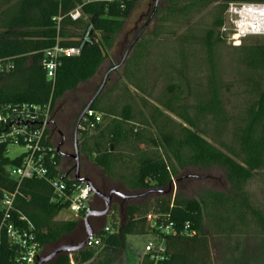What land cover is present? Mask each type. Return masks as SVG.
Masks as SVG:
<instances>
[{
	"label": "trees",
	"instance_id": "1",
	"mask_svg": "<svg viewBox=\"0 0 264 264\" xmlns=\"http://www.w3.org/2000/svg\"><path fill=\"white\" fill-rule=\"evenodd\" d=\"M163 1L154 36L160 40L162 34L187 28L173 53L178 66L171 63L165 67L167 82L155 96L157 81H152L147 66L149 44L139 39L124 65L127 83L118 87L110 103L105 100L108 90L100 93L91 109L103 115L102 122L92 129H79L82 135L78 136L80 155L98 165L109 183L121 185L122 193L156 194L142 204L125 202V221H114L113 232H97L100 245L86 246L72 258L63 252L48 264L88 262L104 245L120 250L126 236L133 233L152 234L151 240L157 242L165 240L167 257L159 264H212L208 235L264 236V211L255 205L246 188L256 173L264 170V42L235 47L248 71L250 98L240 111L231 113L225 95L229 86L215 46L216 41H226L220 27L228 3L237 0L218 3L212 26L204 28V33L196 32L190 23L220 0ZM138 2L131 0L124 8L88 3L82 7L84 17L72 20L69 12L79 0H0V104L50 105L53 117L58 100L66 92L76 90L98 73L107 50L114 46ZM58 37L62 45L78 46L81 53L62 58L52 83L43 67L44 50L55 45ZM187 95L192 97L190 105L185 102ZM61 111L52 118L49 133L64 135L68 108L64 106ZM74 131L75 125L73 135ZM7 149L8 144H0V206L4 191L17 190L15 213L35 224L41 254L70 244L66 239L80 221L56 219L68 203L54 201L53 189L45 180L19 182L12 177L8 168L19 164L21 156L10 158ZM57 157L61 164L64 156ZM190 166L225 170L230 187L225 191L207 188L197 197L181 191L172 195L168 189ZM74 171L75 165L67 172L61 168L69 185L74 182ZM52 173L60 170L53 167ZM98 201L103 200L95 196L93 210ZM117 208L114 205L112 211ZM170 221L175 232L165 235L160 225ZM13 255L4 239L0 264H13ZM141 264H148L147 256Z\"/></svg>",
	"mask_w": 264,
	"mask_h": 264
},
{
	"label": "rangeland",
	"instance_id": "2",
	"mask_svg": "<svg viewBox=\"0 0 264 264\" xmlns=\"http://www.w3.org/2000/svg\"><path fill=\"white\" fill-rule=\"evenodd\" d=\"M220 1L221 2L210 5L200 14L196 15L190 23V26L196 28V32L204 33V28L212 26L213 19L217 12V4L224 2V0ZM154 2L155 0H139L131 15L125 19L124 27L117 36L114 46L107 50L106 60L98 73L91 80L82 83L76 90L66 92L65 95L58 100L54 109L55 113L53 117L51 114V120H53L52 118L56 119L60 116V114H62L61 109L65 106L68 108L66 115L71 114L67 118L70 123H72L70 130L63 131L65 136L64 145L63 139L59 133H51L54 145L58 147V145L62 143L61 150L67 154L64 155V171L67 172L71 170V167L75 165V159L71 155L74 154V123L72 121L74 113L72 114V112H76L80 105L85 102L88 103L91 100L95 91L102 83L108 69L121 60L128 45L135 37L138 30L149 18L154 7ZM163 4L164 1L160 0L159 8L160 6H163ZM159 17L160 15L157 16L156 12L154 18L140 37L144 44H149L147 66L149 68L152 81H157L155 83V96H158L161 88L167 82V78L164 74L166 69L165 67H168L171 63L178 66V61L173 53L177 52V44L180 34L185 32L187 29L186 27H183L176 34H162L161 39L158 40L157 37L154 36V32L160 26ZM216 42L217 45L215 46V50L217 56L221 59L223 71L222 75L226 81L227 87L229 86V91L225 94L228 109L231 113H236L246 105L247 100L250 98L248 71L239 60L237 55L238 49L235 48L236 46L231 45L227 41ZM263 42L264 37L252 36L245 40L243 44H257ZM132 52L133 50L130 55ZM171 57L173 59H170ZM125 63L120 68L111 72L106 86L103 89L104 91L108 90L109 93L105 98L107 103H110V101L116 98L118 87L127 83V80L123 75ZM185 102L187 105L192 104V97L187 95ZM49 128L51 130L53 126L50 125ZM81 135L82 134H80V136ZM79 137L78 145L80 143ZM24 150L23 146L10 145L8 146L6 154L10 158H15ZM68 154L70 157H68ZM81 165L82 175L84 176L91 175L94 177L97 173H99V169L93 164L91 159L82 153ZM73 174H75V171ZM116 187L118 186H113L114 189H117ZM229 187L230 183L225 170L219 167L204 169L190 166L182 172L179 179L173 181V185L168 189V192L175 195L178 191H181L186 196L197 197L201 191L207 188L225 191L228 190ZM246 188L255 205L264 211V170H260L256 173L254 178L248 182ZM144 201H140L138 203L142 204ZM92 202H94V199ZM98 205L101 207L100 209H102L105 205L104 201H102V203L98 202L97 206ZM114 205L120 206L116 202L115 197L113 198L112 208ZM112 208L108 215L112 213ZM107 216L105 218H107ZM75 218L74 214H71V211L65 208L60 212V215L56 219L69 220ZM111 218L112 217H110L109 220H111ZM151 218L152 216H150V219ZM146 237V234L141 233L128 234L127 238L133 247V251L143 249ZM208 238L212 264H264V236L208 235Z\"/></svg>",
	"mask_w": 264,
	"mask_h": 264
},
{
	"label": "built area",
	"instance_id": "3",
	"mask_svg": "<svg viewBox=\"0 0 264 264\" xmlns=\"http://www.w3.org/2000/svg\"><path fill=\"white\" fill-rule=\"evenodd\" d=\"M131 0H79L77 6L69 12L72 20L84 17L82 7L88 3H104L126 7ZM62 17H57L60 24ZM222 36L233 46H241L252 36L264 37V0L261 1H231L225 10L224 23L220 27ZM81 53L78 46H65L58 37L52 47L44 50L43 67L48 79L55 83L58 67L62 58L77 56ZM79 124L81 131L92 129L103 120V115L93 109H88ZM51 106L45 107L30 104H0V144L20 145L24 151L19 154L20 163L8 168V172L19 182L24 179H42L49 183L54 192V201L67 202L69 209L76 218H85L93 210L92 200L95 195L91 186L85 182H77L75 174L73 184L69 185L61 172V164L57 156H64L54 145L51 133ZM56 167L60 173H52ZM16 191H4L1 199L0 220V252L4 239L14 250L13 264H35L40 253L36 226L25 215H16ZM160 229L165 235L175 232L172 221L162 223ZM106 230H109L107 227ZM101 239L92 235L86 246L96 247ZM72 258V252L66 251ZM148 264H159L167 257L165 240L157 242L149 240L145 245Z\"/></svg>",
	"mask_w": 264,
	"mask_h": 264
},
{
	"label": "crops",
	"instance_id": "4",
	"mask_svg": "<svg viewBox=\"0 0 264 264\" xmlns=\"http://www.w3.org/2000/svg\"><path fill=\"white\" fill-rule=\"evenodd\" d=\"M93 164L99 169V173H97L96 176H94V177H92L91 175H89V176L86 175V176L92 178L95 181V183L97 184V186H99V184H101L102 181L104 180L107 183V189L108 190L114 189L113 186H118L116 188L119 191H120V189H124L119 184L111 183V182L109 183L107 178L103 175L101 168L98 165H96L94 162H93ZM63 167H64V159L61 161V168H63ZM155 192L156 191H149V192H140L139 191V192H130L129 194H127V195H134V194L138 195L136 198H133V199H124L120 195L114 194L113 198L115 197L116 201L118 200V199H116L117 197L122 199V201L118 200L119 205L121 207L118 206V208L115 211H112V213L110 215H108L107 218L97 217V216L90 217L91 226H92L95 234L97 232H100V231H104L105 233H110L111 231L113 232L114 229L112 227V224L114 223V221H116L117 223H121V222L125 221V202L132 201L134 203L139 204L138 202L144 201V200L146 201V199H148V196L152 195V194H156ZM98 202L102 203L101 201H98ZM98 202H97V204H98ZM97 204L95 206H97ZM71 214H73V213L71 212ZM59 215H60V213H59ZM110 217H112L111 220H109ZM75 219L79 220L80 224L77 227L76 231L67 237L66 242H69L70 244H78L86 236V224L84 221L85 218H75ZM149 219H150V217H149ZM69 220H73V219H69ZM107 227L109 228V230H106ZM141 234H143V233H141ZM146 235H147V237L145 239L144 247L142 250L133 251V247L131 246V243L129 242V240L127 238L128 235H127L126 236V244L120 250L115 249L111 245H104L100 248L99 252L95 255V257L93 259H91L90 261L85 262V263H76L74 260H72L71 262H72V264H141L142 260L146 257L145 245L147 244V242L149 240H151V234L146 233ZM72 253H74V252H72Z\"/></svg>",
	"mask_w": 264,
	"mask_h": 264
},
{
	"label": "water",
	"instance_id": "5",
	"mask_svg": "<svg viewBox=\"0 0 264 264\" xmlns=\"http://www.w3.org/2000/svg\"><path fill=\"white\" fill-rule=\"evenodd\" d=\"M159 2H160V0H155L154 7H153V10H152L149 18L143 24V26L138 30L137 34L135 35L133 40L130 42V44L128 45L127 49L125 50L121 60L118 63H116L115 65L111 66L108 69V71L106 72V74H105V76L103 78V81L100 84L98 90L96 91L94 96L86 104L85 108L81 112V115H80V117L78 119L75 131H74V154H71V155L75 159V180L77 182H85L86 184L91 186V189H92V192L94 193V195L98 196L99 198H101L104 201L105 205H104V207L102 209L92 210L91 212H89L85 216L84 221H85V224H86V236L80 243H78V244H66V245L57 246L52 251H50V252H48L46 254H40L37 257V260H36L35 264H48L49 262L54 260L59 254H61L63 252H66L68 250H70L71 252H74V253L83 250L86 247L90 237L95 234V232H94V230H93V228H92V226L90 225V222H89L90 221V217H92V216L106 217L109 214V212H110V210L112 208L114 194L120 195L124 199H133V198H136L138 196L137 194L136 195L135 194L134 195L123 194L117 189H113L112 191L107 193V192L103 191L101 188H99L90 177L82 175L81 155H80L79 145H78L79 124H80V121H81L82 117L84 116L85 112L88 109L91 108L92 103L95 101V99L103 91L104 87L106 86V83L108 81V78H109L111 72L116 70V69H118V68H120L125 63L127 58L129 57V55H130L131 51L133 50L135 44L138 42V40L140 39V37L144 33L145 29L147 28L149 23L154 18L155 14H156V12L158 10V7H159ZM60 134L64 137V135L62 133H60ZM61 145H62V143L60 145H58V147H57L58 151L61 154H65L61 150Z\"/></svg>",
	"mask_w": 264,
	"mask_h": 264
},
{
	"label": "flooded vegetation",
	"instance_id": "6",
	"mask_svg": "<svg viewBox=\"0 0 264 264\" xmlns=\"http://www.w3.org/2000/svg\"><path fill=\"white\" fill-rule=\"evenodd\" d=\"M83 105V104H82ZM82 105H80L79 107H78V110L76 111V112H72V114H73V119H72V121H73V127H74V125H75V128H76V125H77V122H78V119H79V117H80V115H81V112L83 111L82 110ZM71 114H68V115H66V119H64V121H63V124H64V126H65V129L66 130H70L71 129V125H72V123H70V121L68 120V118L67 117H69ZM83 119V118H82ZM82 119H81V121H82ZM81 121H80V123H81ZM61 135V134H60ZM74 136V135H73ZM61 137H62V139H63V145H64V143H65V136L63 137L62 135H61ZM68 157H70V155L68 154ZM99 187L103 190V191H105V192H107V193H109L110 191H112L113 189H111V190H108L107 189V183L103 180L102 181V183L101 184H99ZM94 209L95 210H99L100 209V207L99 206H95L94 207Z\"/></svg>",
	"mask_w": 264,
	"mask_h": 264
}]
</instances>
